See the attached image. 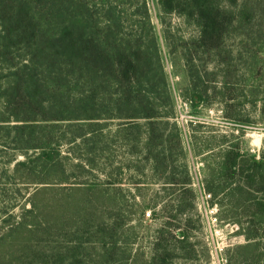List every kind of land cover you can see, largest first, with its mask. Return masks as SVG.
Returning <instances> with one entry per match:
<instances>
[{"label": "trees", "instance_id": "1", "mask_svg": "<svg viewBox=\"0 0 264 264\" xmlns=\"http://www.w3.org/2000/svg\"><path fill=\"white\" fill-rule=\"evenodd\" d=\"M159 3L165 14H179L195 25L198 37L191 44L197 50L220 52L237 35L241 45L254 31L259 34L264 22V0ZM247 28L256 30L241 33ZM184 58L193 60L192 56ZM192 66L188 78L195 90L196 82L203 84L204 79L198 67ZM232 86L227 83L223 88L233 91ZM193 93L192 102L203 100ZM227 94L226 105L236 106L233 95ZM75 121L84 122L89 130L93 124L116 122L115 139L128 149L131 165L141 179L133 182L135 186L147 184L144 177L160 185L141 215L144 220L155 216L162 220L149 263L171 264L162 240L193 246L188 228L180 220L188 202L196 210L199 197L191 187L183 131L147 0H0V142L24 156L23 161L15 162L11 177L41 186L19 223L0 238V264H48V256L61 264L71 249L85 251L93 247L91 238L95 242L111 236L110 230L122 224L124 198L114 202L112 211L109 205L103 208L102 213H110L113 221L108 228H104L108 225L102 215L96 221V215L85 208L79 198L94 196L93 186L74 187L76 195L72 196L77 200L64 196L67 194L53 197L50 204L44 199L48 191H55L49 184L66 181L64 157L58 149L62 142L54 130L61 122ZM43 122L48 124L41 126ZM204 126L197 125L195 131ZM91 132L72 129L71 141L85 139ZM208 143L202 142L203 154L220 158L214 168L207 167L208 176L202 183L208 208L217 209L215 218L236 225L246 239L245 244L226 251V264H264V153L257 160L239 143L222 141L212 148ZM30 151L37 154L28 155ZM98 152L112 157L110 148L99 147ZM104 174L97 190L109 188L115 195H127L116 186L120 180ZM105 197L112 199L108 190ZM68 241L75 247H66ZM46 249L52 253H44ZM5 252L11 257L6 258ZM112 256L106 248L91 262L110 264ZM79 258L77 255L70 263H84Z\"/></svg>", "mask_w": 264, "mask_h": 264}, {"label": "rangeland", "instance_id": "2", "mask_svg": "<svg viewBox=\"0 0 264 264\" xmlns=\"http://www.w3.org/2000/svg\"><path fill=\"white\" fill-rule=\"evenodd\" d=\"M159 1L147 0V3L172 93L177 122L183 131L185 163L190 172L191 187L199 197L197 207L195 206L197 211L192 210L188 202L186 212L180 220V223L188 228L195 252L192 245L184 246L173 239L165 238L162 240L165 254L168 252L171 264H226V251L245 244L246 239L237 232L236 225L215 218V214H218L217 209L208 208L206 202L208 198L203 193L202 183L208 176L207 167L214 168L213 164H217L220 158L216 157L218 155L211 158L210 154H203L202 142L208 141L211 148L222 141L239 143L243 151L255 156L257 160L261 153H264V22L259 34H255L256 29L251 28L241 32L249 35L254 31L252 37L248 36L241 45L237 35L231 37L220 52H210L203 48L197 50L191 44L193 41L196 42L198 37L195 25L179 14H165ZM261 20L264 21V14ZM184 56H192L193 60L188 58L186 62ZM192 65L198 67L204 79L203 84L196 82L195 90H192L188 78V71L193 70ZM227 83L233 85V91L223 88ZM193 91L201 95L203 100L192 102ZM228 92L233 95L236 104L231 108L226 105L230 95ZM80 123L84 122H61L54 130V135L62 142L58 149L64 157L66 181L49 184L55 191L54 193L48 191L44 199L50 204L54 202L53 197L67 194L64 196L77 200V197L72 196L76 195L74 187L90 189L88 187L93 186L100 189L104 173H111L114 180H120V185L116 186L122 187L127 195L122 197L118 192L115 195L109 188H101L105 191L95 188L94 196L86 194L79 198L87 206L84 207L96 215V221H100V216H103L108 225L104 228L111 227L113 221L110 213L107 215L102 213L103 208L109 205L111 210L114 202L122 201L124 198L120 209L123 222L110 230L111 236L102 238L103 241L96 238L94 242L91 238L89 245L93 247L88 246L85 251L68 249L72 252L64 254L61 264H71L70 261L77 255L80 257L79 261L81 259L84 262L81 264H92L91 260L96 259L106 248L113 254L110 264H150L155 234L162 220L160 216L144 220L141 212L144 204L153 199L155 191L161 187L151 177H144L145 180L142 181L147 183L144 186L142 184L135 186L133 182L141 179L131 165L132 158L128 154V149L124 143L115 139L116 122L98 127L93 124L91 130L85 123ZM47 124L43 122L40 125ZM200 124L206 125L205 128L200 127L195 131L196 126ZM76 128L92 132L89 137L76 138L72 142L71 130ZM40 130L37 129V132H41ZM1 141H4V138ZM192 142L197 143L192 145ZM103 146L110 148L112 157L99 154L98 148ZM106 152L108 153L107 150ZM36 154L34 151L28 153L31 156ZM23 160V154L15 151L12 145H3L0 142V238L19 223L30 207L28 202L33 193L41 187L22 183L11 177L15 162ZM107 190L113 200L105 197ZM49 208L50 206H46V209ZM159 210L158 207L156 212ZM68 230L72 231L71 227ZM65 245L75 247L73 241H68ZM75 250H78L77 253L73 252ZM44 253L50 254L52 250L46 249ZM4 256L9 258L11 254L5 252ZM48 258V264H59L57 258L51 256Z\"/></svg>", "mask_w": 264, "mask_h": 264}]
</instances>
